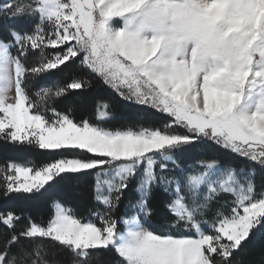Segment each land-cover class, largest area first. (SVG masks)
<instances>
[{"label": "snow or ice", "instance_id": "obj_1", "mask_svg": "<svg viewBox=\"0 0 264 264\" xmlns=\"http://www.w3.org/2000/svg\"><path fill=\"white\" fill-rule=\"evenodd\" d=\"M77 61L165 122L106 128V110L77 122L55 104L83 78L31 91ZM0 141L60 157L0 168L4 201L92 177L95 205L78 218L53 201L46 224L6 206L0 264H244L264 229V0H8Z\"/></svg>", "mask_w": 264, "mask_h": 264}, {"label": "trees", "instance_id": "obj_2", "mask_svg": "<svg viewBox=\"0 0 264 264\" xmlns=\"http://www.w3.org/2000/svg\"><path fill=\"white\" fill-rule=\"evenodd\" d=\"M8 0H0V6L7 3ZM22 26V25H18ZM33 57H29L31 62ZM78 61L73 64L69 62L67 66H61L47 75L36 77L33 81L32 92L40 89L41 86L55 87L65 85L74 78H83L86 83L82 90H78L76 95H68L62 101H57L55 107L64 112L71 110L73 118L79 122L81 119H88L91 123L97 124L101 121L97 118L98 110L101 104L108 105V113L111 119H105L102 126L116 129L126 127L129 124L135 126L143 124L146 126H158L165 120L163 116L156 114L152 109L142 108L141 106L131 104L120 98L114 90L104 85L96 77L80 71L77 67ZM180 129V128H179ZM183 131V129H180ZM186 155H196V153H186ZM60 158L48 150H40L36 147H18L12 144L0 141V168H3L10 162L26 163L33 167H41L54 159ZM201 158H206L202 156ZM238 163H242L237 160ZM92 177L87 181H81L80 186L61 183L49 188L42 195H37L32 200H8L0 198V210L5 207L10 208L17 214L24 217H31L35 222L46 224L53 213L52 202L59 200L66 206H71L76 210L78 218L87 217L84 208L95 207L92 203ZM260 178L257 176V186L259 187ZM135 193H126L125 199L120 205V213L126 209L130 199H135ZM22 221L21 223H25ZM252 244L239 254L244 264H259L264 258V229L255 233L252 238ZM106 259V257H104ZM90 264H98L95 260H90Z\"/></svg>", "mask_w": 264, "mask_h": 264}, {"label": "rangeland", "instance_id": "obj_3", "mask_svg": "<svg viewBox=\"0 0 264 264\" xmlns=\"http://www.w3.org/2000/svg\"><path fill=\"white\" fill-rule=\"evenodd\" d=\"M103 105H104V104H101V105H100L98 112H99V111H105V110L108 112V108H107V109H104V108H103ZM109 117H111L110 114H109ZM97 118H98V114H97ZM111 118H112V117H111ZM111 118H107V119H111ZM98 119H99V118H98ZM99 120H100V119H99ZM164 122H165V120H164L163 122H161L160 124H158V126H161ZM144 126H146V125H144ZM174 131H176V132H182L179 128L174 129ZM20 164L28 165V164H26V163H20ZM128 204H129V203H128ZM128 204L126 205V208H127Z\"/></svg>", "mask_w": 264, "mask_h": 264}]
</instances>
